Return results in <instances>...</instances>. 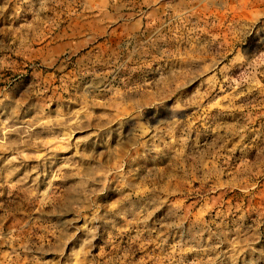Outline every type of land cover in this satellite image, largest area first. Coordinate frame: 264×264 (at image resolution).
Segmentation results:
<instances>
[{
  "label": "rangeland",
  "instance_id": "1",
  "mask_svg": "<svg viewBox=\"0 0 264 264\" xmlns=\"http://www.w3.org/2000/svg\"><path fill=\"white\" fill-rule=\"evenodd\" d=\"M0 264H264V0H0Z\"/></svg>",
  "mask_w": 264,
  "mask_h": 264
}]
</instances>
